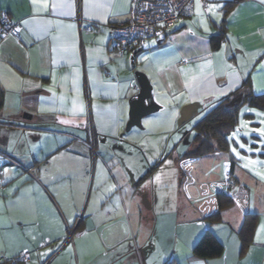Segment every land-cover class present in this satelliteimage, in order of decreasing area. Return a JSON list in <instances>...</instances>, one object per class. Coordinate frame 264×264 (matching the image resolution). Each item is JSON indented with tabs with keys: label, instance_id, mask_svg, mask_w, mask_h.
<instances>
[{
	"label": "crops",
	"instance_id": "1",
	"mask_svg": "<svg viewBox=\"0 0 264 264\" xmlns=\"http://www.w3.org/2000/svg\"><path fill=\"white\" fill-rule=\"evenodd\" d=\"M131 4L0 0L22 35L0 39V264H14L21 251L30 258L15 264H264V234L245 251L238 235L247 213L262 216L264 225L259 190L252 198L249 187L258 180H244L231 144L188 155L197 146L196 125L222 97L240 88L264 93V0H199V8L194 0L193 13L163 42L150 39L125 58L110 34L112 24L129 18ZM222 26L226 34L216 45ZM134 52L157 100L195 120L184 133L193 142L186 139L185 148L181 136L172 148L171 168L181 176L175 195L158 172L164 168L151 178L144 171L138 140L145 130H125L137 92ZM178 119L169 129L175 133ZM253 145L264 164V144L262 151ZM225 173L238 186L233 203L213 219ZM207 230L225 245L221 255L194 253Z\"/></svg>",
	"mask_w": 264,
	"mask_h": 264
},
{
	"label": "rangeland",
	"instance_id": "2",
	"mask_svg": "<svg viewBox=\"0 0 264 264\" xmlns=\"http://www.w3.org/2000/svg\"><path fill=\"white\" fill-rule=\"evenodd\" d=\"M129 55L130 53H126L125 58H128ZM131 91L136 92L135 89ZM246 113H249L251 115L254 114V117L250 116L249 114L246 115ZM238 114L239 121L237 123V128L230 134V144L232 149H235L234 153L236 159H234V161L239 164L238 171L241 169V171L244 173L245 181H247V177H252L258 180L257 185L249 186L251 187V196L252 198H255L256 189H258V192L261 196L260 199L264 203V194L261 193L264 192V164L262 162L263 158L253 155V149L256 148L253 144L258 143L260 145L258 151H262V147L264 144V134H262L260 131L261 129H264V111L252 108L250 106H243ZM178 117V124L180 125L179 132H181L182 135H180L179 132L175 133V131L169 130L176 125V120ZM146 121L147 123H145ZM142 122L143 128L134 127L132 128L133 131L127 132V134L130 135L133 134V132L145 130L144 132H142L143 139L138 140L141 147L145 148V151L142 152V156L144 157L143 160L146 164L144 165V171H146L145 173H147L151 170V173L148 174L151 178L156 167L158 169L164 168L160 169L158 172H164V176L167 177L169 183L167 189L168 191H171L173 195H175L178 190H180L181 176H179V169L175 168V170L174 168H171L175 167V163L177 160V157H175L176 154L172 152V148L174 142H178L181 136L183 147L186 148L189 145V143L185 144L186 136L184 137V133H187L188 130H193L195 120L191 118V115L184 116L183 108L180 109L178 113L175 112L174 109L168 107L150 116L144 117ZM170 133L175 134L173 138H171L172 136ZM188 137V141L192 143L193 136L189 135ZM130 177L133 178V173H130ZM226 177H228L227 173L224 174L223 180H225ZM133 181H136V179H134ZM91 184L92 183L89 184V189L83 202L81 212L85 209V207H87L89 194L91 192ZM237 186L235 185V188ZM262 218L263 217L261 216L259 220L258 216L254 242L258 241L260 233L261 235L264 234V227H262L264 225L261 222L263 220ZM73 231V228L69 229V236L72 235L71 232Z\"/></svg>",
	"mask_w": 264,
	"mask_h": 264
},
{
	"label": "trees",
	"instance_id": "3",
	"mask_svg": "<svg viewBox=\"0 0 264 264\" xmlns=\"http://www.w3.org/2000/svg\"><path fill=\"white\" fill-rule=\"evenodd\" d=\"M225 34V27L222 26L219 34L213 37L216 45L220 44ZM3 104L4 99L0 95V110ZM243 106H250L264 111V93L257 95L247 88H240L230 95L222 97L196 125L197 134L195 140L197 146L188 155L202 156L218 149H226L230 144V134L237 128L238 113ZM248 114L246 113V115ZM233 201L234 198L226 194V192L219 193V210L211 218L219 219L221 210L233 203ZM257 222V213H247L245 215L238 232L243 251L254 242ZM224 250L225 245L214 236L211 230H207L194 245V253L203 258L221 255ZM168 264L171 263L168 262Z\"/></svg>",
	"mask_w": 264,
	"mask_h": 264
},
{
	"label": "built area",
	"instance_id": "4",
	"mask_svg": "<svg viewBox=\"0 0 264 264\" xmlns=\"http://www.w3.org/2000/svg\"><path fill=\"white\" fill-rule=\"evenodd\" d=\"M194 0H132L129 18L120 23L111 25V46L121 54L135 49H146L149 40L164 38L173 30L180 20L193 13ZM94 25L88 24L85 29L93 30ZM11 35L21 41L20 24L15 21L7 11H0V39ZM131 86L138 89L136 79L131 81ZM3 170L0 169V174ZM236 182L231 175L224 180V192L233 196L231 190ZM28 252L21 251L13 259L28 260Z\"/></svg>",
	"mask_w": 264,
	"mask_h": 264
},
{
	"label": "water",
	"instance_id": "5",
	"mask_svg": "<svg viewBox=\"0 0 264 264\" xmlns=\"http://www.w3.org/2000/svg\"><path fill=\"white\" fill-rule=\"evenodd\" d=\"M163 42L164 38H159ZM130 68L134 70V76L138 82L137 92L129 100V119L126 125V132L134 127L143 128V118L157 113L165 108L156 98L153 84L148 75L136 69L135 52L130 56ZM188 136L186 139L188 141Z\"/></svg>",
	"mask_w": 264,
	"mask_h": 264
},
{
	"label": "snow or ice",
	"instance_id": "6",
	"mask_svg": "<svg viewBox=\"0 0 264 264\" xmlns=\"http://www.w3.org/2000/svg\"><path fill=\"white\" fill-rule=\"evenodd\" d=\"M199 0H197V7L199 8ZM213 7H215V5H212V6H210V10H211V8H213ZM25 23H27V21H25ZM145 123H147V121L145 122ZM261 131V133L262 134H264V129H261L260 130ZM233 151H235V149H233ZM247 166V165H246ZM262 227H264V226H262ZM49 251H51V250H49Z\"/></svg>",
	"mask_w": 264,
	"mask_h": 264
}]
</instances>
